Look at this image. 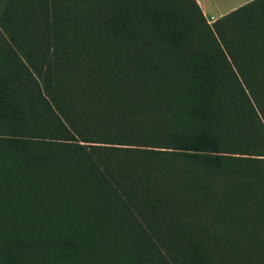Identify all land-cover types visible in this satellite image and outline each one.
Returning <instances> with one entry per match:
<instances>
[{"label": "trees", "instance_id": "obj_1", "mask_svg": "<svg viewBox=\"0 0 264 264\" xmlns=\"http://www.w3.org/2000/svg\"><path fill=\"white\" fill-rule=\"evenodd\" d=\"M241 8L0 0V264H264V10Z\"/></svg>", "mask_w": 264, "mask_h": 264}, {"label": "crops", "instance_id": "obj_2", "mask_svg": "<svg viewBox=\"0 0 264 264\" xmlns=\"http://www.w3.org/2000/svg\"><path fill=\"white\" fill-rule=\"evenodd\" d=\"M227 1V0H224ZM258 0H228V4H220V0H196L207 22H212L231 10L247 2Z\"/></svg>", "mask_w": 264, "mask_h": 264}, {"label": "rangeland", "instance_id": "obj_3", "mask_svg": "<svg viewBox=\"0 0 264 264\" xmlns=\"http://www.w3.org/2000/svg\"><path fill=\"white\" fill-rule=\"evenodd\" d=\"M196 1V0H195ZM197 3V2H196ZM220 4H228V0L227 1H224V0H220ZM198 5V4H197ZM198 7H199V5H198ZM240 7H243V8H241L240 10L241 11H243V12H245V13H251V12H254V11H258L259 9H263L264 10V0H258V1H256V2H247L246 4H241L240 6H239V8ZM200 8V7H199ZM234 10V9H233ZM232 11V10H231ZM227 13H229V12H227ZM226 13V14H227ZM226 14H224V15H226ZM240 14H237L236 16H233L232 18H234V17H238ZM232 18H228V19H232ZM205 19V18H204ZM228 21H230V20H227L226 22H228ZM207 23H211V22H207Z\"/></svg>", "mask_w": 264, "mask_h": 264}]
</instances>
